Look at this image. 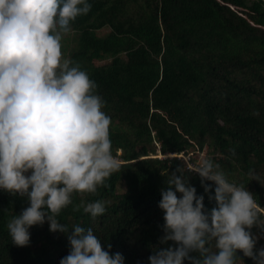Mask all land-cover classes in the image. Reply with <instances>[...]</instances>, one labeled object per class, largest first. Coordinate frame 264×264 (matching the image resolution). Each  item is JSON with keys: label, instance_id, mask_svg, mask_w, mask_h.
<instances>
[{"label": "trees", "instance_id": "1", "mask_svg": "<svg viewBox=\"0 0 264 264\" xmlns=\"http://www.w3.org/2000/svg\"><path fill=\"white\" fill-rule=\"evenodd\" d=\"M91 3L72 21L77 38L69 57L99 85L121 167L96 192L73 193L61 222L92 227L126 264H149L164 234L161 189L185 155L205 149L230 180L253 192L264 221V0ZM105 27L111 30L100 35ZM190 181L212 207L200 174L191 172ZM97 199L107 210L93 218L81 202ZM28 203L0 189V264H60L70 241L48 221L31 227L28 245L12 241L7 223ZM252 231L260 235L257 247L264 245V225ZM240 255L237 264H255Z\"/></svg>", "mask_w": 264, "mask_h": 264}, {"label": "clouds", "instance_id": "2", "mask_svg": "<svg viewBox=\"0 0 264 264\" xmlns=\"http://www.w3.org/2000/svg\"><path fill=\"white\" fill-rule=\"evenodd\" d=\"M91 8V0H0V189L29 202L7 223L15 244L28 245L31 227L48 221L70 241L60 264H126L92 227L69 228L58 218L73 193L96 192L121 167L99 85L63 50L72 21ZM191 172L200 174L212 207L191 183ZM166 184L159 201L163 246L149 264H237L241 250L264 264V245L257 247L260 235L252 231L264 225L255 195L217 161L187 160ZM81 203L93 218L107 210L101 199Z\"/></svg>", "mask_w": 264, "mask_h": 264}, {"label": "rangeland", "instance_id": "3", "mask_svg": "<svg viewBox=\"0 0 264 264\" xmlns=\"http://www.w3.org/2000/svg\"><path fill=\"white\" fill-rule=\"evenodd\" d=\"M110 27H105L103 29H101L98 33L100 35H105L110 31ZM77 38V34L76 32L72 29L70 33H67L65 35V39H64V52L67 56H69V52L71 50V48L76 44L75 43V39ZM105 62V61H104ZM172 155V154H170ZM190 155H194V162L198 161L201 157H208V153L207 150H203V151H190L188 155H185L184 158H186L187 160L189 159ZM193 162V161H192ZM263 180H264V175H263Z\"/></svg>", "mask_w": 264, "mask_h": 264}]
</instances>
